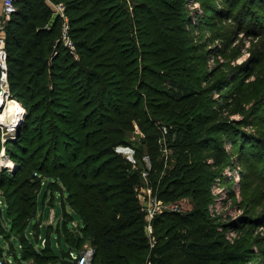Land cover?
Returning a JSON list of instances; mask_svg holds the SVG:
<instances>
[{"label": "trees", "instance_id": "trees-1", "mask_svg": "<svg viewBox=\"0 0 264 264\" xmlns=\"http://www.w3.org/2000/svg\"><path fill=\"white\" fill-rule=\"evenodd\" d=\"M52 1L66 7L74 51L62 42L63 20L54 16L47 0H15L16 10L6 25L10 99L26 110L18 137L9 142V155L20 164L12 175L0 177L11 234L21 241L22 255L15 251V261L25 260L27 251L57 258L50 236L41 250L27 236L30 221L38 215V194L46 185L41 180L46 178L52 180L47 184L51 195L67 194L61 203L63 219L51 225L50 233L63 232L71 248L89 242L94 249L92 264H146V260L152 264H242L251 255L250 247L244 242H204L210 233L201 226L215 200L214 188L223 181L220 170L228 164L227 150L241 145L235 130L240 131L242 121L233 117L245 115L247 102L236 78L210 72L201 75L196 68L206 84L194 89L193 84L174 78L169 81L174 96L164 89L153 90L143 81L158 82L159 78L153 77V70L149 74L133 67L138 58L153 69L201 55L202 44H188L185 39L177 44L167 24L168 0H137L135 17L127 19L126 10L118 4L121 0ZM128 20L130 24L123 26ZM129 26H137L142 33L140 44L151 47L147 55L127 35ZM138 80L144 83L145 95L132 93ZM52 104L57 110L55 120L44 114ZM185 104L189 106L184 108ZM136 128L149 159L146 172L153 195L178 204L188 196L192 205L187 213L163 210L155 217L153 247L136 193L143 170L117 151L118 146L129 145L127 133ZM167 144L176 157L161 176V155ZM36 159L37 171L47 176L32 182L35 177L27 167ZM5 186L9 189L4 191ZM73 212L82 221L79 229L68 227ZM0 230L5 235L1 224ZM206 246L211 248L205 250ZM1 247L5 261L11 255L6 256Z\"/></svg>", "mask_w": 264, "mask_h": 264}, {"label": "rangeland", "instance_id": "rangeland-1", "mask_svg": "<svg viewBox=\"0 0 264 264\" xmlns=\"http://www.w3.org/2000/svg\"><path fill=\"white\" fill-rule=\"evenodd\" d=\"M50 1L52 0H47L49 4ZM168 2L171 7L169 10L171 15L167 20V24L171 31L175 32L173 36L176 37L177 44L178 41H184V39V42L189 41L188 44H192V42L194 44H202L201 55L197 59L191 60L187 58L182 62H175L169 67L162 65L155 66L153 69L148 67V62L145 64L142 58H138L133 67H140L143 73L148 72L149 74L153 70L154 74H151H153L154 78H159V81L151 82L149 79L143 81L146 84L153 85V90L164 89L167 91L166 94L170 96L177 95L170 88L171 85L169 83L174 78L182 80L186 85L193 84L194 89L206 84L205 77L198 76L195 71L196 68L202 71L201 75L210 72L211 75L214 73L216 77L228 75L230 80L236 78V85L241 87L247 102L245 115H235L233 117L242 121V125L239 126L240 131L238 129L235 130L242 138L240 140L242 146H237L235 150L230 148L227 150L228 164L220 170L224 178L223 181L216 184L217 188H222H214L215 200L213 204L209 205L207 209L209 217L201 223V226L210 233L208 238L204 239V242L217 241L223 245L233 242H244L250 247L252 252L248 259L241 261L242 264H264V0H168ZM116 3H118L117 0ZM118 4L126 10V19L135 17L137 0H121ZM129 24L128 20L123 26L126 27ZM141 34L137 26H129V34L127 35L136 39L137 43H139L137 46L140 47L139 49L142 50L141 54L144 56L151 51V47H144L149 44H140ZM144 41L147 40L145 39ZM124 43L126 44L127 42ZM139 72L141 73V71ZM143 81L140 82L138 80V83L136 82L135 91L132 93L137 94V92H140L143 95L147 93L143 88ZM154 97L152 101H156L157 98ZM158 97L160 98V96ZM214 97L215 100H219L218 95ZM49 100L50 98H47L45 103H48ZM49 106L51 107L50 110H47L44 114L55 120L57 110L53 104ZM188 106L185 104L184 108ZM38 115L41 116V112H38ZM38 115L36 117H39ZM24 117L25 114L20 125L23 124ZM35 123H38V120ZM2 125L4 127V123ZM171 128L174 127L171 126ZM2 130L6 132L4 136L7 137L4 143L1 137ZM2 130L0 128V154L2 150H5L7 158H1L0 177H2V174L7 177L12 175L20 164L9 155L12 147L9 142L14 140L13 137L17 128L14 129L12 134L7 133V128L5 127ZM166 132L167 129L165 128L164 133ZM141 137L142 134L137 128L128 132L126 139L129 141V145L118 146L117 151L128 159L134 168L142 169L144 172L147 171L146 167L149 166V159L144 154L140 141ZM174 139L175 136L172 135L171 141L173 142ZM228 145L226 144L225 147H230ZM175 157L176 154L173 148L167 144L161 155V176L173 164ZM30 162L34 163V165H28L29 168L27 167L29 171H33L32 175L35 180H32V182L39 177L47 176L43 171L41 173L37 171L40 169L37 159ZM35 172L39 176H35ZM44 182L46 185L40 189L37 199L38 215L30 221L27 228V236L38 250L45 247L46 241L50 236V246L58 259L47 253L42 252L40 255H32L30 251H27L24 255L26 257L25 260L15 261L16 259L13 256L15 251L18 257L21 258L22 255L21 241L18 239V235L11 234V219L8 215L7 204L0 195V207L2 209V213L0 212V224L6 229L5 235L0 230V245L3 253L6 256L11 255L10 258L15 264H62L61 253L69 248L65 234L54 231L50 233L49 229L51 230V226L46 224L52 210L56 213L57 219L64 216L61 203L62 197H66L67 194L66 192H64V195L61 192H55L54 195L53 193L51 195L47 184L52 182V180L44 178ZM151 185L152 182L148 176H144L142 173V180L136 193L144 213L145 230L150 222L145 214L151 205L156 206L157 215L163 212L160 213L161 210L187 213L192 208L188 196L181 197L178 200L179 204L172 201L159 200L156 202L152 199L154 195ZM7 189L9 187L5 186L4 191ZM12 189L13 187H10L11 191ZM47 191L49 193L45 200ZM0 194H2L1 189ZM50 196L55 197L52 204L50 203L51 200H49ZM66 208L68 211H72L69 206ZM72 215L74 221L82 226L80 217L74 212ZM40 219L45 223L41 228ZM35 224H37V228L34 230ZM68 227L72 228V221L68 222ZM36 232L38 233L37 235ZM77 233L78 231L75 230L74 235ZM39 234L46 239L42 244L39 241ZM83 246L92 247L89 242H83L81 247ZM210 248L208 246L205 250ZM7 259L5 257V261L9 264Z\"/></svg>", "mask_w": 264, "mask_h": 264}, {"label": "built area", "instance_id": "built-area-1", "mask_svg": "<svg viewBox=\"0 0 264 264\" xmlns=\"http://www.w3.org/2000/svg\"><path fill=\"white\" fill-rule=\"evenodd\" d=\"M50 5L53 8V14L54 16H59L62 18L63 23H62V42L64 43L65 46L69 47L71 51L75 50V46L69 36V24H68V17L66 14V7L63 3H56L53 1H50ZM16 10L15 6V0H1V6H0V104L5 103L7 99L10 98V86L8 83V61H7V51H6V46H5V36H6V25L9 22L12 13ZM25 114V110H23L22 113H20V117L18 120V123L22 122V117ZM3 122L0 121V128L1 130L7 128V133L9 132L10 134L14 133V129L17 127V122L16 120L13 122H10L9 125L4 123V127L2 125ZM6 132L2 130L1 137H2V142L4 143L7 139L6 136H4ZM6 151L2 150L0 154V164L2 165L1 158L5 157L7 158ZM8 165V164H7ZM144 176L147 175V172H143ZM35 176H39L37 172H35ZM42 185L45 184L44 179L41 180ZM51 198V196H50ZM49 198V200H50ZM55 198V197H53ZM153 200L156 202L159 201L156 196L154 195ZM1 203V201H0ZM163 210L160 211V213ZM146 217L149 219V223L147 224L146 227V236L149 239V242L151 246L153 247L157 243L156 236L154 234V228L152 224V220L155 218L157 215V210L156 206H149L146 212ZM61 221V220H59ZM56 220L54 210L50 212V217L48 219V224L51 226L57 225L59 222ZM72 221V228L74 229H79L80 225L77 224L74 219ZM43 226V223L41 221L40 228ZM39 241H41V244L46 241L41 235L39 234ZM71 248V247H70ZM71 253V260H76L75 264H92V259L94 255V249L90 246H83L79 249L76 248H71L70 250ZM9 264H15L11 258L7 259ZM4 258L0 257V264H4ZM146 264H152L150 260H146Z\"/></svg>", "mask_w": 264, "mask_h": 264}, {"label": "bare ground", "instance_id": "bare-ground-1", "mask_svg": "<svg viewBox=\"0 0 264 264\" xmlns=\"http://www.w3.org/2000/svg\"><path fill=\"white\" fill-rule=\"evenodd\" d=\"M22 104L20 102H16L12 99H7L5 101V105L4 108L2 109V111L0 112V121L9 125L10 122H13L16 120L17 124H18V120L20 117V113L23 112L22 108Z\"/></svg>", "mask_w": 264, "mask_h": 264}, {"label": "water", "instance_id": "water-1", "mask_svg": "<svg viewBox=\"0 0 264 264\" xmlns=\"http://www.w3.org/2000/svg\"><path fill=\"white\" fill-rule=\"evenodd\" d=\"M4 105H5L4 102L0 104V111H2V109L4 108ZM20 123H18V125L16 127L17 130H16L15 135L13 137L14 139H16L18 137V135H19ZM70 250H71V248L69 247L67 251L61 253V262H62V264H75L76 260H71Z\"/></svg>", "mask_w": 264, "mask_h": 264}, {"label": "crops", "instance_id": "crops-1", "mask_svg": "<svg viewBox=\"0 0 264 264\" xmlns=\"http://www.w3.org/2000/svg\"><path fill=\"white\" fill-rule=\"evenodd\" d=\"M44 203H45V201H44ZM54 213H55V212H54ZM49 217H50V216H49ZM55 217H56V220H58V221L63 219V217L57 219L56 213H55ZM40 220L42 221V223H43V225H44L45 223L43 222V220H42V219H40ZM47 221H48V220H47ZM47 221H46V222H47ZM46 224H48V222H47Z\"/></svg>", "mask_w": 264, "mask_h": 264}]
</instances>
